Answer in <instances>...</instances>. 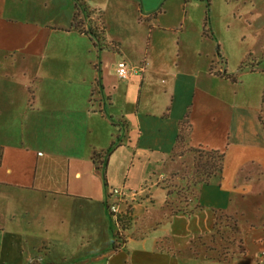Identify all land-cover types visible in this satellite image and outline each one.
I'll list each match as a JSON object with an SVG mask.
<instances>
[{
  "label": "crops",
  "instance_id": "obj_1",
  "mask_svg": "<svg viewBox=\"0 0 264 264\" xmlns=\"http://www.w3.org/2000/svg\"><path fill=\"white\" fill-rule=\"evenodd\" d=\"M48 1L45 13L35 14L0 0V20L9 11L22 20L60 19ZM75 1L56 30L41 28L26 40L35 26L19 23L9 28L12 39L0 38L1 49L23 51L38 70L51 69L35 76L56 85L36 97L34 122L23 125L28 134L18 142L0 139V264H230L206 256L201 240L218 213L239 212V193L256 190L251 179L258 188L264 180V99L256 97L260 106L235 104V75L216 67L222 45L205 26L213 0ZM64 37L67 44L52 45ZM69 52L74 59L64 58ZM120 61L143 69L122 80ZM119 82L128 90L125 109L116 106ZM186 116L191 148L226 153L220 180L194 190V155L173 154ZM112 146L105 182L94 156ZM116 188L129 213L118 250L106 206ZM250 241L261 244L247 247L241 264H264V234Z\"/></svg>",
  "mask_w": 264,
  "mask_h": 264
},
{
  "label": "rangeland",
  "instance_id": "obj_2",
  "mask_svg": "<svg viewBox=\"0 0 264 264\" xmlns=\"http://www.w3.org/2000/svg\"><path fill=\"white\" fill-rule=\"evenodd\" d=\"M13 1L17 9L19 7L27 8V10L33 9L36 11L35 14L39 11L42 12V10L45 13L47 10L44 0ZM74 1L49 0L48 5L50 7L57 6L60 10V19H55L54 21L45 18L17 19L14 13L9 11L0 20L7 26L6 29H0V38L12 39L10 27L18 26L19 23H23V25L27 23V27L28 24L35 26L28 33L26 40H30L41 28H45L48 32L56 30L57 27L66 25L68 21V4ZM87 1L97 4L96 0ZM230 2L228 5L224 0H213V3L209 6L210 22L207 25V30L214 32L217 42L222 45L220 47L218 44L220 56L223 59L220 60L216 54L218 58L216 67H228L229 73H234L236 81L233 85L234 98L238 108H241V106L249 107V105L251 107L260 106L259 103L256 104L255 99L258 94L261 96V102L264 99V73L263 71L258 73L261 69L264 70V0H231ZM75 3L77 4L76 1ZM81 14L85 15L84 12H81ZM90 17L92 20H99L100 14L98 12L90 13ZM124 21L127 25L131 24L129 18L124 19ZM91 35L94 36L93 34ZM92 39L97 41L95 36ZM16 41L19 42V45H16L17 48L21 49L23 43H21L19 38ZM68 42L67 37L59 41L54 38L52 45L57 43L65 45ZM64 58L70 60L75 57L69 52L67 57ZM45 60H50L49 56ZM37 66L38 62L33 55H27L23 51H14L13 49L3 50L0 46V126L2 124L7 128L3 131L0 130V139L5 134L4 140L18 142L25 134H28L24 130L23 125L26 122L28 123L27 126L30 127V124L34 122L36 97L49 95L53 86H56L52 80H47L43 84L40 83L39 78H36L37 75L35 76L36 69L39 71L38 74H51L50 71L52 70L46 71L44 67L38 70ZM122 84L123 82H119V96L121 99L116 103L118 109H125L128 96V90ZM61 86L62 89L65 87V92L71 90L69 87L71 85L69 84ZM210 87L213 90L215 89L214 86ZM190 109L189 106L186 114L188 116ZM26 111L31 112L27 114ZM260 128L264 134V126L260 125ZM255 140L261 142V135H257ZM233 142H236L235 138ZM242 174L245 175V173ZM217 180H220V178H217ZM250 181L256 190L253 194L239 193L240 195L236 198L235 209L236 211L240 209L238 210L240 213H218L212 231L202 237L203 253L207 254L206 256L210 253L213 256L211 260L217 259L219 262L241 264L248 254L247 247H258L261 244V242L252 243L250 240L255 235L264 234V225H258L260 220H264V180L259 188L257 187L256 179H251ZM191 187L194 190L192 185ZM187 189L190 190L189 187ZM178 194L179 200L184 201L181 198L182 192H178ZM192 195L193 193L191 192L187 197ZM128 215L129 213L126 212L122 232L120 233L125 239V230L129 224ZM212 237H215V241L212 240ZM116 243L119 247L123 244L120 242Z\"/></svg>",
  "mask_w": 264,
  "mask_h": 264
},
{
  "label": "trees",
  "instance_id": "obj_3",
  "mask_svg": "<svg viewBox=\"0 0 264 264\" xmlns=\"http://www.w3.org/2000/svg\"><path fill=\"white\" fill-rule=\"evenodd\" d=\"M76 9L78 11L79 9L78 6ZM209 15L210 14L208 8L205 19L206 27L210 22ZM75 27L77 28L79 27V25H75ZM187 120H188V116H186L185 119L180 123V132L177 138L176 147L173 150V154L182 155L184 153H192L195 157V164L193 167V175L190 179L191 180L190 183L193 187L206 186L210 184L212 179L221 178L224 168L226 153L216 150H208L205 148H191L188 143L191 125ZM115 148L116 146H112L109 150L106 151L104 156L101 155L94 156V162L98 166V169L102 171L105 182H106L105 170L108 163V159L112 154V152L115 150ZM110 197L111 196H109L106 202V206L113 226V233L115 240L113 249L118 250L119 246L117 245L116 242L124 243L125 238H123L120 233L115 232L116 227L114 226V222H113L114 216L110 213V209H109ZM123 220L121 222L122 225H123Z\"/></svg>",
  "mask_w": 264,
  "mask_h": 264
},
{
  "label": "built area",
  "instance_id": "obj_4",
  "mask_svg": "<svg viewBox=\"0 0 264 264\" xmlns=\"http://www.w3.org/2000/svg\"><path fill=\"white\" fill-rule=\"evenodd\" d=\"M142 67H131L125 61L118 62L116 66V74L122 80H127L132 73L141 71ZM112 197L115 198L113 202L109 204L110 213L114 216L113 222L114 226L116 227L115 232L121 233L122 232V220L126 215L120 208L121 203L123 202L125 195L122 190L116 188L112 189Z\"/></svg>",
  "mask_w": 264,
  "mask_h": 264
}]
</instances>
